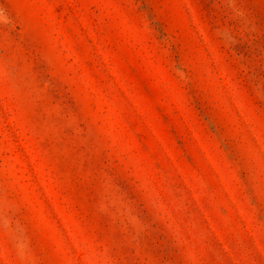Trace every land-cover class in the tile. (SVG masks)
Masks as SVG:
<instances>
[{
  "label": "rangeland",
  "instance_id": "obj_1",
  "mask_svg": "<svg viewBox=\"0 0 264 264\" xmlns=\"http://www.w3.org/2000/svg\"><path fill=\"white\" fill-rule=\"evenodd\" d=\"M0 264H264V0H0Z\"/></svg>",
  "mask_w": 264,
  "mask_h": 264
}]
</instances>
